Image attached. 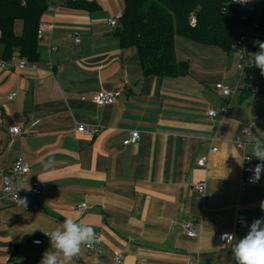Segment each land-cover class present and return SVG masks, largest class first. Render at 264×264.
I'll return each mask as SVG.
<instances>
[{
	"label": "crops",
	"instance_id": "crops-1",
	"mask_svg": "<svg viewBox=\"0 0 264 264\" xmlns=\"http://www.w3.org/2000/svg\"><path fill=\"white\" fill-rule=\"evenodd\" d=\"M125 1L52 0L41 17L40 60L25 69L0 68V170L23 156L30 172L15 187L26 193L38 181L42 189L40 210L27 212L3 194L0 182V262L40 264L50 239H32L72 216L93 226L103 249L83 247L72 264H116V253L123 254L121 264H234L231 245L217 235L233 231L238 214L247 226L237 238L264 218V172L255 184L242 182L261 163L250 142L264 138V94L243 91L237 51L177 36L176 55L188 73L142 78L136 49L122 48L109 24ZM15 31L22 34L21 20ZM51 46L57 49L49 52ZM219 82L240 86L224 97L215 89ZM100 90L122 94L99 106L92 99ZM12 92L17 97L10 100ZM224 105L231 108L225 117L208 115ZM244 123L251 135L240 149L235 141ZM80 124L100 132L91 137ZM15 125L24 137L11 133ZM132 130L141 133L138 143L124 145ZM202 156L204 167L197 164ZM236 158L251 159L241 168ZM82 202L88 208L80 216Z\"/></svg>",
	"mask_w": 264,
	"mask_h": 264
},
{
	"label": "trees",
	"instance_id": "trees-1",
	"mask_svg": "<svg viewBox=\"0 0 264 264\" xmlns=\"http://www.w3.org/2000/svg\"><path fill=\"white\" fill-rule=\"evenodd\" d=\"M78 0L64 2L75 4ZM229 0H126L115 34L122 48H135L140 59L142 78L158 76L178 78L189 71L188 63L176 55V37L183 36L204 44L231 50L240 36L244 21ZM52 0H0V53L9 59L14 52L30 62L40 60L38 30L42 15ZM252 15L258 20V41L264 42V1L255 0ZM192 16L196 23H191ZM23 22L18 35L15 25ZM257 52L259 44L255 43ZM254 52V53H255ZM264 94V76L260 69H247L243 91ZM40 237V236H39Z\"/></svg>",
	"mask_w": 264,
	"mask_h": 264
},
{
	"label": "built area",
	"instance_id": "built-area-1",
	"mask_svg": "<svg viewBox=\"0 0 264 264\" xmlns=\"http://www.w3.org/2000/svg\"><path fill=\"white\" fill-rule=\"evenodd\" d=\"M62 3H64L66 0H61ZM264 1V0H263ZM228 6L232 7L239 11L242 20L244 21V25L240 28V36L237 39V42L233 45V48L237 51L238 56L240 58V62L238 63L237 67L240 72V79L239 83L244 82L245 76L247 73V69L251 67H243L245 64V60L249 58L251 54H253L256 50L255 48V41L259 39V33H258V20L254 18L252 15L253 11H255V0H249L247 4H240V3H234L233 0L228 1ZM122 13H119L115 16H113L109 20V24L112 27H117L119 24V20L121 18ZM191 23H196V17L192 16ZM38 38L43 39V29L39 28L38 30ZM75 42H80L79 32L75 31L74 33ZM57 47L51 46L49 48V52H52L53 50H56ZM243 55V58H242ZM29 66V61L26 57L20 56L18 52H14L12 56L9 59H5L1 53H0V68L2 69H11V68H17V69H25ZM53 67V66H52ZM260 85V82L257 78H254V89H258ZM240 85L237 87H233L231 85H228L223 82H219L215 84L216 91L224 97H232L238 90ZM122 94L120 90H100L93 96V102L99 106H103L105 104H112L114 103L118 97ZM17 97V92H12L9 95V99L13 100ZM231 111V108L229 105H224L219 108H210L208 109L207 113L210 117L213 119L217 117H225L228 115ZM78 130L81 132H85L91 137H94L96 134L100 132L99 126H92V125H85L80 124L78 125ZM11 133L14 135H18L20 137H24V132L22 131V128L20 125H15L11 128ZM251 135V127L249 124L244 123L239 131V134L236 137V145L240 149H244L247 143L249 142V136ZM141 133L138 130H132L129 133L128 138H126L123 141L124 145H136L140 139ZM214 151L216 148L213 149ZM208 163V157L202 156L198 159L197 164L198 166L204 167ZM30 172V163L23 157L20 156L12 163L11 167L8 170H0V182L3 194L10 199L14 204L20 205L25 211L27 212H34L40 210V204L38 202V195L41 193V185L38 181H34L32 183V188L29 192L22 193L18 191V189L14 185V181L17 177H22ZM248 175L245 177L242 182L243 183H250L249 179L252 176ZM262 179V174L260 177V180ZM259 180V181H260ZM252 184V183H250ZM197 189L199 192L203 195L206 191V182L200 181L197 185ZM245 189V187L243 188ZM16 196L20 199H26L27 200V206L24 207L16 198ZM88 208V204L86 202H82L78 205L77 211L80 216H82L85 211ZM247 226V219L244 214H238L236 217V225L233 231L231 232H222L219 233L217 236L222 242H226L225 240L221 239V237L225 233H232L235 236L239 234L241 231H243ZM187 229L190 235H195V231L193 230L191 225H187ZM97 239L95 241V244L93 247L89 248L85 246L84 248L88 250L90 253H97L101 252L102 249V236L97 233ZM46 239H50L48 236L41 235L40 237H36L32 239V242L34 243L35 240H40L42 244ZM35 244V243H34ZM114 261L116 264H121L123 261V254L122 253H116L114 255ZM0 264H6L5 262H0ZM138 264H142L141 262H138ZM186 264H198L197 259H193L189 261Z\"/></svg>",
	"mask_w": 264,
	"mask_h": 264
},
{
	"label": "clouds",
	"instance_id": "clouds-1",
	"mask_svg": "<svg viewBox=\"0 0 264 264\" xmlns=\"http://www.w3.org/2000/svg\"><path fill=\"white\" fill-rule=\"evenodd\" d=\"M233 2L247 4L249 0H233ZM254 43L259 44V50L245 60L243 67L259 68L260 74L264 76V42L257 40ZM250 143L252 157L261 161L254 169H249L253 172L249 182L255 184L264 172V138L256 137ZM246 159L251 158H236V162L243 168ZM16 198L24 207L27 206L26 199L17 196ZM260 207L264 211V201L261 202ZM40 230L50 238V249L44 253L40 264H72L74 258L80 255L82 248L93 247L97 239L93 226L82 223L72 216H65L60 226L53 231ZM221 239L231 245L234 264H264V218L255 219L242 238H237L232 233H225ZM34 243L40 244L41 241L35 240Z\"/></svg>",
	"mask_w": 264,
	"mask_h": 264
},
{
	"label": "water",
	"instance_id": "water-1",
	"mask_svg": "<svg viewBox=\"0 0 264 264\" xmlns=\"http://www.w3.org/2000/svg\"><path fill=\"white\" fill-rule=\"evenodd\" d=\"M254 50H256V49H254Z\"/></svg>",
	"mask_w": 264,
	"mask_h": 264
}]
</instances>
